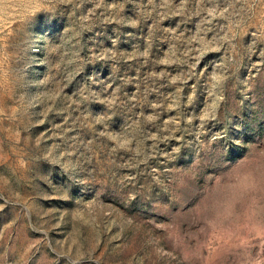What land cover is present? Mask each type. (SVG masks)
Wrapping results in <instances>:
<instances>
[{
  "label": "rangeland",
  "instance_id": "rangeland-1",
  "mask_svg": "<svg viewBox=\"0 0 264 264\" xmlns=\"http://www.w3.org/2000/svg\"><path fill=\"white\" fill-rule=\"evenodd\" d=\"M0 264H264V0H0Z\"/></svg>",
  "mask_w": 264,
  "mask_h": 264
}]
</instances>
